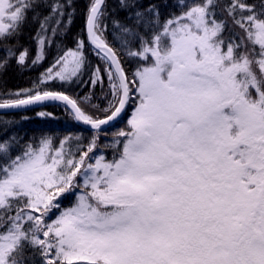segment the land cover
<instances>
[{"label": "snow or ice", "instance_id": "1", "mask_svg": "<svg viewBox=\"0 0 264 264\" xmlns=\"http://www.w3.org/2000/svg\"><path fill=\"white\" fill-rule=\"evenodd\" d=\"M119 7L89 0L74 47L28 87L0 81V112L52 105L92 133L0 139V264H264V0ZM74 15L73 0H0V72L38 67Z\"/></svg>", "mask_w": 264, "mask_h": 264}, {"label": "trees", "instance_id": "2", "mask_svg": "<svg viewBox=\"0 0 264 264\" xmlns=\"http://www.w3.org/2000/svg\"><path fill=\"white\" fill-rule=\"evenodd\" d=\"M52 0H49L51 3ZM108 4L109 11L112 12L113 16L123 20L127 13L120 9L119 0H106ZM139 3L144 7H147L149 4H157L163 6L164 0H139ZM89 0H73V7L75 8V15L73 16L71 25L67 28L66 34L61 33L56 36L50 47L45 49L46 59L35 68L30 70H21L17 67L15 60H12L6 70L0 72V81H2L8 89H17L28 87L31 81L42 71H44L60 54L63 48L74 47V38L77 34L81 33L85 26V13L88 7ZM171 5V0H169ZM166 11V9H164ZM173 11L177 9L173 8ZM41 13H47L48 9L41 6L39 9ZM33 13H28V22L23 28L22 34L18 37L19 45L22 48H27L29 50V59H31L37 51V42L34 39V36L38 29V23L33 22L32 20ZM6 22V21H5ZM131 23V21H127ZM109 41H112V26L109 23V32L106 33ZM14 44L15 41L8 42ZM113 47H118L113 43ZM21 48H17L16 51L19 52ZM3 44H0V57H3ZM88 58L92 61L93 64L101 63L96 57L91 53V50H88ZM59 86V85H55ZM71 91H80V94L83 95L84 92H87L88 89H76L73 88ZM96 93H100V88H96ZM103 104V101H100ZM41 111L54 112L58 119H42L37 113ZM131 111V108L128 110ZM8 120L13 123L6 125L3 121ZM125 120H120L113 125L106 128V131L109 135H112L120 128L124 127ZM83 133L84 140L83 143H87V138L92 134L90 130L74 125L67 116L61 111L59 107L47 105L44 107H32L27 108L22 111L14 112H0V139L6 138L12 133H16L19 136L23 137L21 143L27 140L29 137H36L42 134L52 135L55 138L56 143H59V140L68 134ZM106 143L105 138L101 135L99 140L100 145ZM108 155H111V150H108ZM72 197L64 200V204L67 205L71 202Z\"/></svg>", "mask_w": 264, "mask_h": 264}, {"label": "rangeland", "instance_id": "3", "mask_svg": "<svg viewBox=\"0 0 264 264\" xmlns=\"http://www.w3.org/2000/svg\"><path fill=\"white\" fill-rule=\"evenodd\" d=\"M77 264H82V262H77Z\"/></svg>", "mask_w": 264, "mask_h": 264}]
</instances>
